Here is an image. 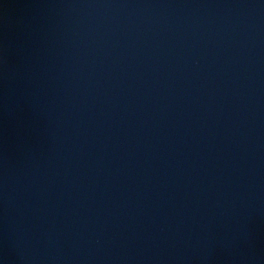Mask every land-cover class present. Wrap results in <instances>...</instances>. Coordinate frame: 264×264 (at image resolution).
<instances>
[{
    "label": "water",
    "instance_id": "water-1",
    "mask_svg": "<svg viewBox=\"0 0 264 264\" xmlns=\"http://www.w3.org/2000/svg\"><path fill=\"white\" fill-rule=\"evenodd\" d=\"M0 264H264V0H0Z\"/></svg>",
    "mask_w": 264,
    "mask_h": 264
}]
</instances>
